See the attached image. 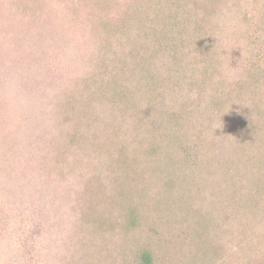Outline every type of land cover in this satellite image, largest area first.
Returning a JSON list of instances; mask_svg holds the SVG:
<instances>
[{"label":"trees","instance_id":"16d2710c","mask_svg":"<svg viewBox=\"0 0 264 264\" xmlns=\"http://www.w3.org/2000/svg\"><path fill=\"white\" fill-rule=\"evenodd\" d=\"M55 1L57 16L65 10V36L88 33L77 47L85 70L70 67L59 101L46 97V83L40 88L31 108H51L53 122L41 132L39 123L35 131L28 125V92L16 105L22 111L8 117L7 142H0V264H47L9 253L24 236L35 239L40 228L25 223L32 211L51 226L47 237L65 245L64 264H165L170 252L179 258L173 264H200L196 256L210 264H264V0ZM24 4L16 6L25 16L16 26L0 16L10 32L28 21L21 40L42 26ZM10 32L17 43L21 36ZM64 43L56 40L52 56L1 48L0 67L16 56L29 66L42 61L48 72H27L56 80L66 74L56 71L57 60L73 58L63 54ZM126 221L152 227L129 235ZM92 228L97 242L110 244L96 243L94 258L74 257L92 248L83 243ZM232 239L249 245L232 253L225 247ZM208 248L220 253L205 254Z\"/></svg>","mask_w":264,"mask_h":264},{"label":"rangeland","instance_id":"374dc122","mask_svg":"<svg viewBox=\"0 0 264 264\" xmlns=\"http://www.w3.org/2000/svg\"><path fill=\"white\" fill-rule=\"evenodd\" d=\"M45 1L47 2V0H45ZM55 2H56L55 0H51V2H50L51 6L50 5L48 6V5H45L44 0H25L24 3H27V5H29V6L27 8H24V9L29 8L30 14L36 15L35 18L39 19L42 23V26H43V27L41 26V30L38 31L39 34H37L36 36L34 35V33L32 31L29 33V35L26 38H24L25 40H21V38L25 37L26 36L25 34L28 32L26 30L27 27H24V24H27V22H28L27 20H23L21 25H19L20 27H16V30H11L13 32L7 31L8 28H10L9 22H3V25H0V40L2 37L1 35L4 34L5 36H8V38L6 37V39L1 40L0 49L7 47L9 51L14 50V49H16V51L17 50H30V51H24L25 56L30 54L31 51H42V52H44V54L46 51H51L50 56H52V54L54 53V50L58 46V44H56V40L64 39L65 43L61 44L62 45L61 48L63 49V54L65 55V53L68 52V55H70V57L74 58V59L68 58L67 64H66V62L64 64H61L62 62H59L57 60L58 64L55 65L56 71L62 69L60 71H65L66 74H64V76H62V77L61 76L56 77L57 78L56 80L52 79L53 77L50 76L51 75L50 72L47 75H45L44 77H41V79H36L35 76L30 75L28 73L29 71H32L31 67L33 68V70H37V69L43 67L41 69H44V70H46V72H48L47 71L48 65L46 66V63L42 62V61H40V62L38 61V63L40 65L38 63H32L29 66V65H26L24 63H21V61L19 62L20 58H19V56H16V58L14 57V58L7 59V61H8L7 64L5 66H3V68L0 67V112L4 113L3 115H6V114L8 115L7 117L1 115L4 118H2V119L0 118V142H2V143L4 140L7 142V139L4 137L5 135H3L5 133L4 130L7 129V127L9 126L8 123L13 119V118L8 119V117L11 116L12 114H14L16 116L19 113V111H22L21 107L16 106V105H17V103H19V101L26 100V95H27L26 93L27 92H28L27 98L30 99V103L28 104V106L30 105V109L32 111V112H30V114H32V117L30 119H28L29 128L32 127V130L35 131V130H37L36 124L39 123L38 132H41L43 130V127L45 128L47 122L49 125H51V123L53 124V122L49 119V117H50L49 114L52 113L51 108H50L51 111H49V110L47 111L46 109H44V110L43 109H40V110H34L33 109L35 102L38 101V99H36V98L42 97L39 94L40 88H46L45 87V83H46V86H48V88H50L49 92H48V93H50V95H47L46 97L49 96L52 98V97L57 95V97H58L57 99L59 101L61 99V96H58V95L61 94L60 91L63 92V90H61L64 88L63 84L69 83V81H70L69 78H65V77H67V75L71 76V73L67 74L70 67L72 66L75 68L74 69L75 72H72L74 74L80 75L82 73V70H83V72L85 70V66L82 63V61L77 60L78 58L81 59L83 57V55H81V53H82L81 48L78 49L77 47H80V45H82L84 43V41H85L84 37H86V34L88 35V33H87V31H84L82 29H78L77 31H75L73 33V35L67 34V36H65L66 33H64L62 31V29H63L62 28V24H63L62 22L63 21L61 22V20H63L65 17V14L63 13V12H65V10L63 9V12L58 14V16H57L56 10L59 7L58 6L59 1H58L57 5L55 4ZM24 3H22V0H17V1L16 0H0V14H1L0 16H2L4 18H7L8 16L14 18V21L12 23L14 24V26H16L18 20L24 16L23 14L19 13L16 6L24 7V5H25ZM39 3H41V4H39ZM12 7H13V9H12ZM15 11H17V14L15 13ZM55 18H57V20L61 24L57 23V24L53 25L52 21ZM15 19L17 20V22ZM167 29H169V28L167 27ZM178 30H181V28H179L178 26L175 25V27L173 28L174 33L176 32L179 34ZM9 32L11 33V35L15 33L16 34L15 36H17V38H18V36H21L20 38L17 39V43H14L11 40H9V39H11V37L8 35ZM173 35H171V41L172 40L176 41L177 39H180L181 37H188L187 33H185L184 36H179V38H178V36L173 37ZM31 38L34 42V45H32L31 40H29ZM13 40H16V38H13ZM168 40H170V39H168ZM26 41H29L28 45L31 46V48L24 49V47H26V45L24 44ZM35 43L37 44V46H39L38 45L39 43H43V46L37 47ZM185 44H187V46H189V47H185L186 50H189L190 52L195 51V49L192 45V42H189L186 40ZM177 46L179 47L181 45L177 44ZM76 48H77V50H76ZM22 70H24V71H22ZM72 71H73V69H72ZM52 76H53V74H52ZM28 88H29V90H28ZM44 91H48V89H44ZM44 91H43V89H41L42 95H43ZM46 97L44 96V98L48 100V98H46ZM33 100H34V102H33ZM10 101H11V103H10ZM31 107H33V108H31ZM47 108H49V107H47ZM1 135H2V137H1ZM240 157H242V155H240ZM224 162H230V161L227 159H224ZM238 163H239V161H237V164ZM261 165L264 166L262 163H261ZM224 166L225 165L222 166L223 169H224ZM259 167L260 166H258V168ZM185 193H186L185 198H189V196L191 195V191H190V193H188V190H186ZM171 194L174 195V193H171ZM185 198H183V199L189 201L188 199H185ZM33 212L34 211H32V215H29L26 213L28 216L27 217L25 216V219H26L25 223H27V228L29 227L33 231L37 228H40V229L35 230L36 231L35 239L32 241L29 239L30 236H32V234H30L29 236H27V235L24 236V237H27V238H24L25 242L20 243L18 241V243H16L14 245L13 250L9 251L10 255H14V253H15L17 256H19L18 253L24 251V253L26 254V256H28V258L35 256L37 261L42 259L43 261L48 260V262H46L47 264H51V263L54 264V262H55V264H64V262L61 261V259L65 258L67 256V255L64 256L65 254L69 253L67 250L62 249V247H65V245L60 244L58 238L51 239V238L47 237L48 236L47 233H49L51 226L48 227L47 223H46V225H45V223L40 224L39 223L40 218L38 216H34ZM61 223H63V220H61ZM80 224L94 225V223H92V222H89V223L81 222ZM41 225L43 227H41ZM70 225H71V223H70ZM124 226H127V232L129 235L131 233H134L135 231H136L135 233H137V231H147L150 227H152V226H150L148 228L149 224L146 225V223L139 222V223L135 224V222L131 223L129 221L127 223H124ZM99 227H98V229H100ZM155 227H153V228H155ZM42 228H43V230H42ZM64 228L65 227L63 225H61V232L63 231ZM67 229L68 228L64 229V232L66 234H68V235H64V236H66V240L70 234V232ZM91 231H92L91 235L89 233L87 234V236L91 239H88L87 237H85L86 239H84V241H89V242H83V243L84 244H87V243L92 244V248L88 249L87 253H85L83 251V252H80L82 254L75 255L74 257L82 259L83 254H84V255H86V257L94 258L93 256H96V253H95L96 250H98L99 248L105 249V247H107V245L110 244V243L103 241V240L97 242V238H98V240L100 238L95 237V235L93 234V228L91 229ZM125 231H126V227H123V229L120 231V235L124 234L123 232H125ZM147 235H148V233L144 234L143 240L148 243L150 241V239L149 238L147 239V237H146ZM17 238H18V236H17ZM60 241H62V240H60ZM130 241H132V240L129 239V242ZM229 241H227L228 245L226 244L225 247L231 248L232 253H233V247H236L235 245H237L239 243L244 245V246L249 245V242H247L245 239H232ZM96 243L98 244V249H97ZM23 245H25V247H23ZM28 247L37 248V250L31 251L28 253V250H27V252L25 251V248L28 249ZM38 248H43V250L41 252L36 253L38 251ZM84 249H85V247H84ZM5 251H6V249H5ZM75 253H79V252L75 251ZM218 253H220V252L215 251V249H210V248L206 249V251H205V254H210L212 256H218ZM2 254H3V252L1 253V260H2ZM25 254H23L21 256H25ZM70 255H69V257H70ZM57 257H59V258H57ZM166 257L169 260H167V258H166L165 264H173L175 261H179V258L177 256L176 252H175V254L170 252L168 255H166ZM200 259H201V256L195 257V260L200 261V262H198L200 264H210L211 262L213 263V259H211V261H206V260H210L209 258L206 259V257L202 258L201 260Z\"/></svg>","mask_w":264,"mask_h":264}]
</instances>
